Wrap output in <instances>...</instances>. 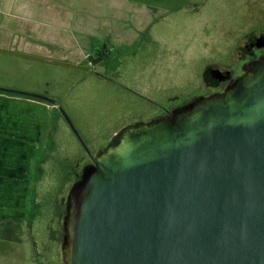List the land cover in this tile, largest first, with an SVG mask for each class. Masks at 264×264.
Returning a JSON list of instances; mask_svg holds the SVG:
<instances>
[{"label":"rangeland","instance_id":"1","mask_svg":"<svg viewBox=\"0 0 264 264\" xmlns=\"http://www.w3.org/2000/svg\"><path fill=\"white\" fill-rule=\"evenodd\" d=\"M261 30L264 0H0V89L58 106L24 199L0 213V264H62L56 202L91 156L122 126L205 96L204 70Z\"/></svg>","mask_w":264,"mask_h":264},{"label":"water","instance_id":"2","mask_svg":"<svg viewBox=\"0 0 264 264\" xmlns=\"http://www.w3.org/2000/svg\"><path fill=\"white\" fill-rule=\"evenodd\" d=\"M165 112L113 133L60 200L62 264H264V53Z\"/></svg>","mask_w":264,"mask_h":264},{"label":"crops","instance_id":"3","mask_svg":"<svg viewBox=\"0 0 264 264\" xmlns=\"http://www.w3.org/2000/svg\"><path fill=\"white\" fill-rule=\"evenodd\" d=\"M4 93L0 91V199L7 206L0 213L13 214L6 210L8 206L13 209L15 198L24 199L29 186L24 189L22 183H29L26 178L30 169L29 160L36 151L37 144L43 141L47 114L56 111L58 106L56 102L53 105L31 97H16ZM23 152L26 154L23 155ZM24 168L27 169L25 174ZM21 173L24 177L15 182L14 176Z\"/></svg>","mask_w":264,"mask_h":264},{"label":"flooded vegetation","instance_id":"4","mask_svg":"<svg viewBox=\"0 0 264 264\" xmlns=\"http://www.w3.org/2000/svg\"><path fill=\"white\" fill-rule=\"evenodd\" d=\"M247 36H250V38L247 39ZM234 52L235 54H233V56L235 57L228 65L207 68L214 76L210 80H206L204 78V73H206L207 69L204 70L202 80L206 90L208 91L206 95L222 92V90L233 80V78L239 74L240 68L243 64L257 59L261 54L264 53V30L246 34L243 41H241V43L236 47ZM191 99L193 98H190L188 101ZM160 114H166V112L162 111ZM54 212L55 218L60 221V217L63 212V205L61 204L58 215H56V209ZM59 232L60 237L58 240L60 242V228Z\"/></svg>","mask_w":264,"mask_h":264},{"label":"trees","instance_id":"5","mask_svg":"<svg viewBox=\"0 0 264 264\" xmlns=\"http://www.w3.org/2000/svg\"><path fill=\"white\" fill-rule=\"evenodd\" d=\"M4 94H6V93H4ZM7 95H11V96H16V97H19V96H17V95H14V94H9V93H7ZM21 97V96H20ZM23 97V96H22ZM60 206H61V204L60 203H58V202H56V207H55V209H56V215H58V211H59V209H60Z\"/></svg>","mask_w":264,"mask_h":264}]
</instances>
